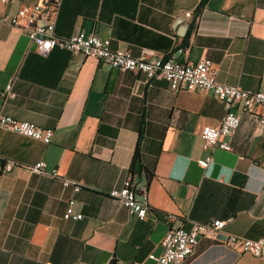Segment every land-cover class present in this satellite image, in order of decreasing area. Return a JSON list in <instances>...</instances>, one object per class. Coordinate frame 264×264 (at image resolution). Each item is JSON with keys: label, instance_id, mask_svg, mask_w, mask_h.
I'll return each mask as SVG.
<instances>
[{"label": "crops", "instance_id": "crops-1", "mask_svg": "<svg viewBox=\"0 0 264 264\" xmlns=\"http://www.w3.org/2000/svg\"><path fill=\"white\" fill-rule=\"evenodd\" d=\"M36 2L0 0V15ZM55 32L95 33L133 56L207 57L219 82L264 91V0H62ZM253 111L236 109L231 150L204 149L203 128L225 115L210 91L171 90L59 47L41 55L22 28L1 23L0 112L53 133L44 143L0 128V158L19 163L0 172V264H154L148 255L169 228L214 219L225 220L221 233L201 238L181 264H264L225 242L264 238V130ZM138 139L146 219L108 195L129 174ZM39 161L45 172H31ZM70 199L81 219L63 217Z\"/></svg>", "mask_w": 264, "mask_h": 264}, {"label": "built area", "instance_id": "built-area-1", "mask_svg": "<svg viewBox=\"0 0 264 264\" xmlns=\"http://www.w3.org/2000/svg\"><path fill=\"white\" fill-rule=\"evenodd\" d=\"M62 0H37L36 3L19 7L13 15H0V24L8 23L22 28L30 42L35 45L37 53L47 55L53 48L59 47L78 52L86 57H92L99 63L120 70H139L148 79H164L171 90L200 89L210 90L217 98L225 103L226 114L219 126H205L201 132L204 149L231 150V138L240 124V118L235 113L238 107L241 111L252 115L255 108L260 114H254L259 129L264 130V91H248L237 86L220 83L216 79L217 70L208 58L196 62H179L172 57L151 56L143 48L139 56H133L128 50L111 48L109 38H100L95 33H76L71 36H59L55 32V20ZM7 94L13 96L11 84L7 85ZM4 95V93H2ZM0 128L16 132L26 137L49 143L52 129L43 128L32 122L20 120L14 116L0 112ZM211 157L199 159L201 167H208ZM19 164L14 160L0 159V172L10 171ZM45 162L39 161L30 167L35 173L45 172ZM63 186H72L78 191L81 185L69 178L62 180ZM109 195L126 206L130 213L140 219L151 213L148 195L145 189L137 190L131 176L122 186L109 192ZM74 201H68L64 218L80 219L82 213L72 214ZM225 221L215 219L210 223L194 222L187 230L184 227L170 228L162 240L160 255H150L156 264H176L184 260L193 251L199 238H216L224 227ZM227 244L231 248L249 252L255 256H264V238L253 240L235 235L227 237Z\"/></svg>", "mask_w": 264, "mask_h": 264}, {"label": "rangeland", "instance_id": "rangeland-1", "mask_svg": "<svg viewBox=\"0 0 264 264\" xmlns=\"http://www.w3.org/2000/svg\"><path fill=\"white\" fill-rule=\"evenodd\" d=\"M13 26H14V25H13ZM19 28H20V27H19ZM79 33H80V32H79ZM89 34H90V33H89ZM72 35H73V34H72ZM70 36H71V35H70ZM27 37H28V36H27ZM28 39H29V38H28ZM29 41H30V40H29ZM110 41H111V40H110ZM34 46H35V45H34ZM111 48H112V47H111ZM35 49H36V48H35ZM113 49H114V48H113ZM115 49H117V48H115ZM65 50H67V49H65ZM68 51H70V50H68ZM128 51H129V50H128ZM70 52H73V51H70ZM77 53H78V52H77ZM130 53H131V52H130ZM139 55H140V54H139ZM139 55H138V56H139ZM84 57H86V56H84ZM167 57H171V56H167ZM167 57H163V58H167ZM91 58H92V57H91ZM204 58H207V57H204ZM202 59H203V58H202ZM208 59H209V58H208ZM95 60H96V59H95ZM209 60H210V59H209ZM96 61H97V60H96ZM210 61H211V60H210ZM97 62H98V61H97ZM211 62H212V61H211ZM98 63H99V62H98ZM99 64H101V63H99ZM104 65H105V64H104ZM212 65H213V67L215 68L213 62H212ZM109 67H110V66H109ZM111 68H113V67H111ZM215 69H216V68H215ZM119 70H120V69H119ZM216 70H217V69H216ZM126 71H129V70H126ZM134 71H139V70H134ZM216 75H217V73H216ZM147 79H148V78H147ZM216 79H217V78H216ZM149 80H151V79H149ZM217 81H218V80H217ZM218 82H219V81H218ZM167 83H168V82H167ZM220 83H223V82H220ZM224 84H225V83H224ZM237 87H238V86H237ZM180 90H188V89H180ZM193 90H200V89H193ZM243 90H244V89H243ZM189 91H192V90H189ZM201 91H210V90H201ZM248 91H249V90H248ZM257 91H258V90H257ZM210 92H211V91H210ZM211 93H212V92H211ZM212 94H213V93H212ZM213 96L216 97L214 94H213ZM216 98H217V97H216ZM217 99H219V98H217ZM219 100H220V99H219ZM220 101H221V100H220ZM221 102L224 104V107H225V103H224L223 101H221ZM237 108H238V107H237ZM237 108H236V109H237ZM236 109H235L234 111H235V113L237 114ZM242 112H243V111H242ZM244 113H246V112H244ZM225 114H226V109H225ZM259 114H260V113H259ZM259 114H258V115H259ZM237 115H238V114H237ZM224 116H225V115H224ZM238 116H239V115H238ZM239 118H240V116H239ZM220 124H221V123H220ZM220 124H219V125H220ZM239 125H240V124H239ZM211 127H212V126H211ZM238 127H239V126H238ZM15 133H16V132H15ZM20 135H21V134H20ZM23 136H24V135H23ZM28 138H29V137H28ZM201 138H202V137H201ZM35 140H36V139H35ZM40 141H41V140H40ZM216 149H219V148H216ZM210 150H213V149H210ZM228 151H229V150H228ZM0 159H1V158H0ZM2 160H8V159H2ZM211 160H212V159H211ZM43 162H44V161H43ZM197 162H198V161H197ZM17 163H18V162H17ZM18 164H19V163H18ZM33 165H34V164H33ZM18 166H19V165H18ZM15 167H16V166H15ZM30 167H31V166H30ZM30 167H29V168H30ZM45 167H46V166H45ZM202 168H204V167H202ZM206 168H207V167H206ZM30 171H31V170H30ZM31 172H32V171H31ZM34 173H35V172H34ZM39 174H42V173H39ZM54 175H55V173H54ZM128 176H131V178H132V180H133V183H134V187H135L137 190H138V189L141 190V189L144 188L145 191H146V193H147L146 187H140V188H137V187H136V184H135V177H134V176H135V173H133V172H131V171L129 170V174L127 175V177H128ZM127 177L125 178V180L127 179ZM125 180H124V181H125ZM74 181H76V180H74ZM124 181H123V182H124ZM76 182H78V181H76ZM78 183L81 185V188H82V184H81L80 182H78ZM121 186H122V185H121ZM121 186H120V187H121ZM67 187H68V186H67ZM69 187H72V186H69ZM81 188H80V189H81ZM72 189H73V188H72ZM80 189H79V190H80ZM113 189H115V188H113ZM113 189H112V190H113ZM110 191H111V190H110ZM110 191H109V192H110ZM75 192H76V191H75ZM108 195H109V193H108ZM147 195H148V194H147ZM109 196H110V195H109ZM110 197H111V196H110ZM111 198H113V197H111ZM113 199H115V198H113ZM72 200H73V199H72ZM73 201H74V200H73ZM149 204H150V203H149ZM72 207H73V205H72ZM125 207H126V206H125ZM150 207H151V206H150ZM127 209H128V208H127ZM151 211H152V208H151ZM72 214H73V212H72ZM132 214H133V213H132ZM150 214H151V213H150ZM150 214H149V215H150ZM134 215H135V214H134ZM149 215H148V216H149ZM82 216H83V215H82ZM148 216H147V217H148ZM147 217H145V218H143V219H146ZM167 217H168V219H174V216L171 215V214L168 215ZM69 218H72V217H69ZM81 218H82V217H81ZM81 218H80V219H81ZM137 218H139V217H137ZM65 219H68V218H65ZM72 219H74V218H72ZM139 219H140V218H139ZM214 220H215V219H214ZM220 220H221V219H220ZM212 221H213V220H212ZM212 221H211V222H212ZM224 221H225V220H224ZM194 222H195V221H194ZM194 222H192L191 225H192ZM196 223H199V224H206V223H200V222H196ZM208 223H210V222H208ZM225 223H226V222H225ZM191 225H190V227H191ZM178 227H182V226H178ZM190 227H189V228H190ZM171 228H177V227H171ZM189 228H185V227H184V229H187V230H188ZM169 229H170V228H169ZM169 229H168V230H169ZM168 230H167V231H168ZM221 230H222V229H221ZM221 230H220L219 234L221 233ZM167 231L165 232V234L167 233ZM165 234H164V236H165ZM219 234H218V235H219ZM218 235H217V237H218ZM230 235H235V236H238V237H241V238H245V237H242V236H239V235H236V234H228V235L226 236V238H225V242H226V244H227V237L230 236ZM164 236H163V238H164ZM217 237H216V238H217ZM163 238H162V240H163ZM201 238H203V237H201ZM201 238H199V240H200ZM205 238H207V237H205ZM214 238H215V237H214ZM210 239H211V238H210ZM249 239H251V238H249ZM259 239H261V238H259ZM162 240H161V251H160V253H159V254H153V253H151L152 255L158 256V255L161 254L162 249H163V247H162ZM199 240H198V241H199ZM253 240H257V239H253ZM197 243H198V242H197ZM196 245H197V244H196ZM196 245H195V246H196ZM195 246H194V248H195ZM227 246H228V244H227ZM228 247H229V246H228ZM194 248H193V251H194ZM229 248H231V247H229ZM232 249H235V248H232ZM235 250H239V251H241V252H245V251H242V250H240V249H235ZM193 251H192V253H193ZM192 253H191V254H192ZM246 253H249V252H246ZM151 254H149L148 257L154 261V264H156V261H155L153 258L150 257ZM191 254L188 255L184 260H182L181 262L176 263V264H181V263H183V262H184L189 256H191ZM249 254H251V253H249ZM251 255L254 256V257H258V256H255V255H253V254H251ZM263 257H264V256H263ZM258 258H262V257H258Z\"/></svg>", "mask_w": 264, "mask_h": 264}, {"label": "trees", "instance_id": "trees-1", "mask_svg": "<svg viewBox=\"0 0 264 264\" xmlns=\"http://www.w3.org/2000/svg\"><path fill=\"white\" fill-rule=\"evenodd\" d=\"M137 168L138 170L143 169V166L141 164V159H140V140L139 139L137 141V144L134 150L130 171L135 173ZM147 175H148V178H150V174H147Z\"/></svg>", "mask_w": 264, "mask_h": 264}, {"label": "water", "instance_id": "water-1", "mask_svg": "<svg viewBox=\"0 0 264 264\" xmlns=\"http://www.w3.org/2000/svg\"><path fill=\"white\" fill-rule=\"evenodd\" d=\"M180 22H181V21H178L177 24H176V26H177Z\"/></svg>", "mask_w": 264, "mask_h": 264}]
</instances>
